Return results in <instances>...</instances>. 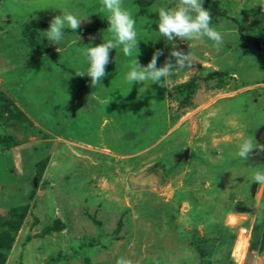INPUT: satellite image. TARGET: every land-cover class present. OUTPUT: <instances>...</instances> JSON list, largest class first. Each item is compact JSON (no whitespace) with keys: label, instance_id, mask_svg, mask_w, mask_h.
<instances>
[{"label":"rangeland","instance_id":"374dc122","mask_svg":"<svg viewBox=\"0 0 264 264\" xmlns=\"http://www.w3.org/2000/svg\"><path fill=\"white\" fill-rule=\"evenodd\" d=\"M175 2L123 0L142 66L156 50L157 67L169 58L157 11ZM202 6L223 45L191 42L193 66L171 85H131L137 53L121 46L92 87L75 74L88 67L81 49L113 38L100 0H0V219L17 226L3 264H264V185L250 179L264 151L235 158L244 137L264 145V0ZM61 9L86 18L77 32L54 44L36 27L38 47L24 41L27 22L49 25ZM191 78L181 108L175 88Z\"/></svg>","mask_w":264,"mask_h":264},{"label":"clouds","instance_id":"9594fccd","mask_svg":"<svg viewBox=\"0 0 264 264\" xmlns=\"http://www.w3.org/2000/svg\"><path fill=\"white\" fill-rule=\"evenodd\" d=\"M203 2L204 0H176L173 7L158 9L157 33L173 44V50L163 66L157 67L158 58L163 54L161 50H156L153 53L146 66H142L137 59L139 41L136 20L133 14L123 6V0H100L102 5L100 12L107 14L106 19L109 24L107 31L112 33L113 38L107 41L103 40L104 42L99 45L85 46L81 49V55L85 57L88 67L86 71H78L75 75L89 76L92 87L100 85L102 79L107 75L106 65L110 62V51L122 46L125 56L137 53L126 75V79L131 85L134 82L144 83L146 81H151V84H158L161 87L171 85L174 72L188 70L193 66L191 42L207 38L213 42V46L217 49L223 45V36L213 26L212 15L202 6ZM84 19L78 18L67 9H61V15L55 16L50 21L49 28L44 31L45 38L54 44H59L63 39V29L68 27L77 32ZM177 39L188 42L190 50L187 53L177 50L174 43ZM254 149L264 151V145L259 144L255 137H244L237 146L235 158L247 161ZM250 179L254 183L264 185V169L252 168ZM116 264H133V261L121 257L117 259Z\"/></svg>","mask_w":264,"mask_h":264},{"label":"trees","instance_id":"16d2710c","mask_svg":"<svg viewBox=\"0 0 264 264\" xmlns=\"http://www.w3.org/2000/svg\"><path fill=\"white\" fill-rule=\"evenodd\" d=\"M140 3L142 4V2ZM43 26L48 27L49 25L34 20L27 22L21 30L24 41L31 44L34 42L35 47H38L37 40L35 41L34 39L37 34L36 27ZM242 37L244 39L243 55L246 56L255 52L251 44L252 37L245 35ZM259 42L262 48H264V40H259ZM197 84V78H191L187 82L176 86V92L180 96L179 107L184 108L192 104V96L196 91ZM22 213H25V209L22 210ZM16 229L17 226L12 221H2L0 219V264L4 263L7 253L13 244L14 240L12 232Z\"/></svg>","mask_w":264,"mask_h":264},{"label":"bare ground","instance_id":"6f19581e","mask_svg":"<svg viewBox=\"0 0 264 264\" xmlns=\"http://www.w3.org/2000/svg\"><path fill=\"white\" fill-rule=\"evenodd\" d=\"M246 248H247V241L245 240V241L240 242L238 250L240 251V256L242 258L244 257Z\"/></svg>","mask_w":264,"mask_h":264},{"label":"water","instance_id":"95a60500","mask_svg":"<svg viewBox=\"0 0 264 264\" xmlns=\"http://www.w3.org/2000/svg\"><path fill=\"white\" fill-rule=\"evenodd\" d=\"M257 48H259L258 45H257ZM262 140L264 141V132L262 133ZM179 158L187 159L188 158V151H186L183 154L179 155Z\"/></svg>","mask_w":264,"mask_h":264}]
</instances>
